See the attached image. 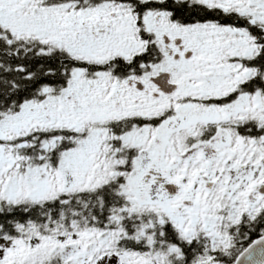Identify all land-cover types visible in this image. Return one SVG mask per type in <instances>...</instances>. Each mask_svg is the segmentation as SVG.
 <instances>
[{"label":"snow or ice","instance_id":"obj_1","mask_svg":"<svg viewBox=\"0 0 264 264\" xmlns=\"http://www.w3.org/2000/svg\"><path fill=\"white\" fill-rule=\"evenodd\" d=\"M0 264H264V0H0Z\"/></svg>","mask_w":264,"mask_h":264}]
</instances>
